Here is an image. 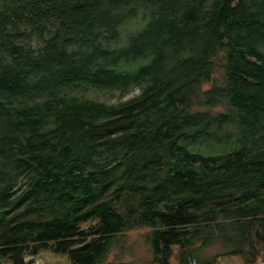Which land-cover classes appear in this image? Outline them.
I'll return each mask as SVG.
<instances>
[{
  "label": "trees",
  "instance_id": "trees-1",
  "mask_svg": "<svg viewBox=\"0 0 264 264\" xmlns=\"http://www.w3.org/2000/svg\"><path fill=\"white\" fill-rule=\"evenodd\" d=\"M41 251L263 256L264 0H0V264Z\"/></svg>",
  "mask_w": 264,
  "mask_h": 264
},
{
  "label": "rangeland",
  "instance_id": "rangeland-1",
  "mask_svg": "<svg viewBox=\"0 0 264 264\" xmlns=\"http://www.w3.org/2000/svg\"><path fill=\"white\" fill-rule=\"evenodd\" d=\"M107 90H96L93 89L92 92L86 93L89 97H93L99 100H103L106 102H116L119 100H123L128 98L129 96L136 94L137 91L132 92L129 95L124 96L123 98H119L116 92L109 93L105 92ZM129 240L125 243L124 248L115 247L110 255L109 259H112L115 255L118 258L129 260V259H137V260H146L148 259V254L144 243L141 240L137 239L135 232H130L128 234ZM132 240H137L136 242H132ZM30 259V257H27ZM36 258V259H35ZM34 259L38 260L37 264H69V260L66 256L55 254L49 251H41L38 256ZM33 259L31 264H35V260ZM171 264H175L172 262ZM219 264H245L243 261L236 258H228L220 261ZM252 264H264V254L260 257L255 263Z\"/></svg>",
  "mask_w": 264,
  "mask_h": 264
},
{
  "label": "built area",
  "instance_id": "built-area-1",
  "mask_svg": "<svg viewBox=\"0 0 264 264\" xmlns=\"http://www.w3.org/2000/svg\"><path fill=\"white\" fill-rule=\"evenodd\" d=\"M26 259H29V258H26ZM35 259H36V258H35ZM35 259H34V260H35ZM37 263H38V260H35V264H37Z\"/></svg>",
  "mask_w": 264,
  "mask_h": 264
}]
</instances>
